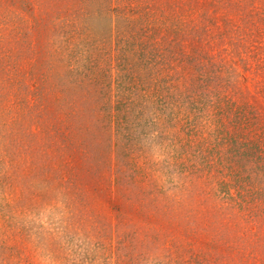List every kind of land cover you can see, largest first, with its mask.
I'll use <instances>...</instances> for the list:
<instances>
[{
	"label": "rangeland",
	"instance_id": "1",
	"mask_svg": "<svg viewBox=\"0 0 264 264\" xmlns=\"http://www.w3.org/2000/svg\"><path fill=\"white\" fill-rule=\"evenodd\" d=\"M0 264H264V0H0Z\"/></svg>",
	"mask_w": 264,
	"mask_h": 264
}]
</instances>
